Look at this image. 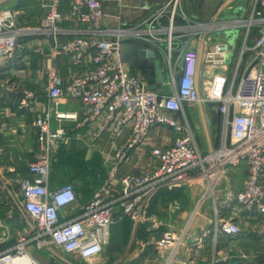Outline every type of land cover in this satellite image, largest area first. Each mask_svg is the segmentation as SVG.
Here are the masks:
<instances>
[{
  "label": "built area",
  "instance_id": "1",
  "mask_svg": "<svg viewBox=\"0 0 264 264\" xmlns=\"http://www.w3.org/2000/svg\"><path fill=\"white\" fill-rule=\"evenodd\" d=\"M105 1L109 0H13L0 9V57L13 58L19 45L31 37L51 38V58L68 57L75 67L85 68L68 84L55 67L50 70V107L35 115L38 156L29 167L40 181L27 178L21 184V210L30 224L28 233L13 248L0 252V264H42L34 252H46L56 264L66 262L59 253L77 255L83 262L95 260L111 244L113 227L126 219L138 226L148 224L149 244L164 258L187 247L184 230L174 226L169 215L181 206L169 205L165 218L149 214V201L158 192L182 191L193 184L199 186V205L211 201L214 210L208 228L200 225L199 229L214 242L221 237L234 240L243 230L230 212L218 211L216 194L228 190L227 182L242 164H247L248 174L234 198L243 211L259 220L264 233V0H253L246 16L226 15L208 22L193 21L185 11V0H170L141 26L116 33L104 29ZM190 1L193 6L198 2ZM64 6L69 7V16L63 13ZM233 6L229 4L224 12H232ZM30 9L37 15L35 22H28ZM66 22L74 27H65ZM128 37L166 46L170 96L162 97L122 62L121 44ZM176 42H180L178 48ZM233 58L237 62L232 71L229 61ZM34 97L25 90L22 108L29 107ZM61 99L79 100L82 112L61 111ZM185 104L218 107L223 140L217 149L203 152L198 148ZM173 113H183L184 122L169 115ZM67 122L98 123V136L109 127L117 136L130 129V138L117 154L118 163L143 145L157 126L170 128L175 140L167 148L151 151L156 162L151 176L125 177L116 196L106 184L79 214L67 220L63 211L78 200L75 186L70 183L56 191L47 187L54 154L70 137ZM9 237L10 230L0 227V246ZM197 242L198 249L207 244L205 238Z\"/></svg>",
  "mask_w": 264,
  "mask_h": 264
},
{
  "label": "crops",
  "instance_id": "2",
  "mask_svg": "<svg viewBox=\"0 0 264 264\" xmlns=\"http://www.w3.org/2000/svg\"><path fill=\"white\" fill-rule=\"evenodd\" d=\"M169 1H105L104 29L113 33L121 29L127 31L136 29L153 11ZM245 1L247 3L244 0H198L193 6L191 1L187 0L184 8L193 21L208 22L226 15L233 18L237 13L234 11L243 7L241 15H248L253 0ZM233 3L234 10L226 14L225 7ZM62 11L69 16L68 6L62 7ZM36 20L37 15L30 9L28 22ZM64 26L74 27L70 22H66ZM65 40V38L61 39V41ZM123 43L126 62H140L141 53L145 51L154 53L153 57L144 61L143 65L146 68H137L133 71L148 80L162 97L170 96L172 91L169 84L166 46L156 47L151 43L130 37L124 39ZM52 45L51 38L31 37L19 45L13 58L0 57V227L5 226L10 230L9 240L0 246V252L13 248L18 239L28 233L30 224L21 210L23 198L21 184L27 178L33 183L40 181L39 177L30 174L29 167L38 156L39 134L33 126L35 115L50 107L47 94L50 70L55 67L65 84L70 83L85 70L84 67H75L68 57L51 58ZM178 46L180 42H176L175 47ZM157 61L160 62L163 83L157 81ZM204 71L203 65H200V74ZM25 90L33 92L35 97L29 107L22 108L20 99ZM59 109L80 114L83 105L79 100L61 99ZM184 112L195 131L198 148L203 152L217 149L223 140L222 117L218 107L185 104ZM169 115L182 123L185 120L183 113ZM66 125L70 137L54 154L47 187L49 191H56L70 183L75 186L78 200L63 211L67 220L79 214L81 208L106 184H109L111 194L116 196L125 177L151 176L156 165L151 151L167 148L175 140L170 128L157 126L143 145L131 151L122 162L118 163L117 154L130 138V129H127L123 136H117L113 128L109 127L98 136V123L82 126L67 122ZM115 163L118 165L114 173ZM113 173L115 177L111 181ZM247 174L248 166L242 164L227 182L228 190H221L216 194L218 211L221 214L231 213L243 230L240 237L231 241L221 237L218 242H214L204 235V231L199 229V226L208 228V221L214 218L213 204L210 201L199 205V186L193 184L182 191L158 192L149 201V214L165 218L169 205L181 206L180 211L169 215L173 225L184 230L187 247L179 248L162 258L159 250L149 244L146 233L148 224L138 226L133 219H126L113 227L111 244L95 260L99 264H167V259L168 264H264V233L260 231V222L243 211L234 198L236 192L242 188ZM24 219L27 223L22 227ZM204 238L206 246L198 249L197 240ZM30 250L33 251V248L31 247ZM33 254L42 264H56L46 256L38 257L35 252ZM69 257L71 260L69 264L79 260L77 255Z\"/></svg>",
  "mask_w": 264,
  "mask_h": 264
},
{
  "label": "water",
  "instance_id": "3",
  "mask_svg": "<svg viewBox=\"0 0 264 264\" xmlns=\"http://www.w3.org/2000/svg\"><path fill=\"white\" fill-rule=\"evenodd\" d=\"M13 0H0V9L6 5H8L9 3H11ZM121 48H122V62L127 64L129 66L130 69L135 70L137 68H146L143 63L144 61H146L148 58H151L154 56V53L152 51H145L141 53V58L142 60L138 63H134V62H126L124 61V54H125V44H121ZM156 72H157V81L158 83H163L164 82V78H163V73L162 70L160 68V62L157 61L156 63Z\"/></svg>",
  "mask_w": 264,
  "mask_h": 264
},
{
  "label": "rangeland",
  "instance_id": "4",
  "mask_svg": "<svg viewBox=\"0 0 264 264\" xmlns=\"http://www.w3.org/2000/svg\"><path fill=\"white\" fill-rule=\"evenodd\" d=\"M187 0H185V2H186ZM244 2L245 3H247V1H245L244 0ZM244 3V4H245ZM13 4H15V3H13ZM191 5V4H190ZM241 10V11H240ZM243 10H244V7L241 9H239L238 11H234V12H237L236 14H235V18H239V17H241L242 15H241V13L240 12H243ZM228 18V17H227ZM240 47L239 46H237L236 48H235V50L237 51L238 49H239ZM236 62H237V58L236 59H230V61H229V64L231 65V67H232V71H233V68L235 67V65H236ZM21 100V99H20ZM27 222H26V220L24 219V220H22V227H24V226H26L25 224H26ZM44 253V254H43ZM47 253L46 252H35V255L36 256H44L45 257V255H46ZM61 254V256H62V258L64 259V261H66V262H71V260H70V257L69 256H67V255H64V253H59V255ZM66 262H63L62 261V264H68V263H66ZM72 264H99V262L98 261H94V260H92V261H89V262H83V261H79V260H76V261H74V262H72Z\"/></svg>",
  "mask_w": 264,
  "mask_h": 264
}]
</instances>
